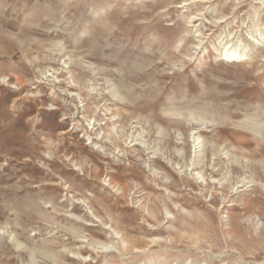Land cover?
I'll list each match as a JSON object with an SVG mask.
<instances>
[{
  "label": "rangeland",
  "instance_id": "rangeland-1",
  "mask_svg": "<svg viewBox=\"0 0 264 264\" xmlns=\"http://www.w3.org/2000/svg\"><path fill=\"white\" fill-rule=\"evenodd\" d=\"M0 264H264V0H0Z\"/></svg>",
  "mask_w": 264,
  "mask_h": 264
},
{
  "label": "bare ground",
  "instance_id": "bare-ground-1",
  "mask_svg": "<svg viewBox=\"0 0 264 264\" xmlns=\"http://www.w3.org/2000/svg\"><path fill=\"white\" fill-rule=\"evenodd\" d=\"M230 46V43L229 44H225V46H224V49H225V52L228 54V55H230V53H231V60H238L239 58H241V53H239V51L237 50V51H232L231 52V50H230V48H231V46Z\"/></svg>",
  "mask_w": 264,
  "mask_h": 264
}]
</instances>
